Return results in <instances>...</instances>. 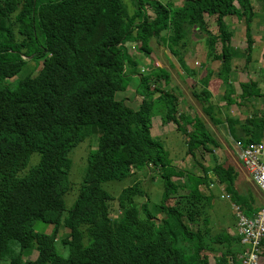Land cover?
<instances>
[{"label":"trees","instance_id":"obj_1","mask_svg":"<svg viewBox=\"0 0 264 264\" xmlns=\"http://www.w3.org/2000/svg\"><path fill=\"white\" fill-rule=\"evenodd\" d=\"M131 3L133 11L124 0H0V264H207L204 252L212 249L218 251L214 264H229V258L239 264L240 237L216 230L210 219L215 194L207 170L185 171L183 181L173 180L169 153L151 135L155 102L161 105L158 120L182 132L192 157L199 149L219 147L208 124L198 114L179 120L178 98L152 85L167 77L163 72L138 75L135 91L142 100L136 109L115 94L133 77L124 43L142 41L140 49L149 53L154 37L164 41L186 74L199 76L191 94L212 124L226 122L230 136L244 145L259 141L264 103L259 115L244 120L223 112L208 89L215 72L206 67L200 76L184 63L189 37L199 33L206 57L219 64L215 75L224 86L227 110L264 97L248 80L240 83L238 101L230 82L233 54L223 18L244 20L250 51L253 6L250 0H184L181 7L161 0ZM203 13L216 15L217 35L207 29ZM31 57L41 61L38 72L10 83ZM90 135L97 137V148L87 156L77 196L64 214L71 188L69 153ZM34 153L38 158L30 163ZM144 169L158 172L163 183L161 201L151 206L142 180L121 189L117 198L102 186ZM212 172L246 215L261 208L250 192L237 191L233 165L216 161ZM115 199L118 219L110 215ZM37 220L52 225V231L35 230ZM60 226L68 231L63 238H58ZM28 250L36 257L25 258Z\"/></svg>","mask_w":264,"mask_h":264},{"label":"rangeland","instance_id":"obj_2","mask_svg":"<svg viewBox=\"0 0 264 264\" xmlns=\"http://www.w3.org/2000/svg\"><path fill=\"white\" fill-rule=\"evenodd\" d=\"M124 2L127 4L128 10L133 11L134 6L131 3V0H124ZM207 17V16H206ZM207 26L213 27L215 29V22L211 18H207V21H205ZM235 37L236 39L240 38V35H243L245 40L244 33L238 34V31H235ZM189 45L194 44L193 38L189 37ZM202 43V42H201ZM197 45L196 48L199 49V47L203 44ZM238 46V45H237ZM148 47L150 50H152L153 55H148L144 53L142 50H140L139 46L134 45L130 42L124 43V50L126 52V57L130 60L136 61L137 65L135 70L137 72H140V70L143 68V74H153L151 72H158L160 71V67L156 66L154 64V58H159L160 61L164 62L166 64L167 59L164 51L166 53H169L168 48L166 47V44L162 40H158L154 37L150 38L148 42ZM147 56H146V55ZM154 56V57H153ZM27 65L24 67L23 71H21L16 77H13L9 79V82L12 83L17 78L25 75V74H32L35 75L40 66L41 61L38 60H32L31 58L27 59ZM245 60V51L244 53H239L235 57V67L233 68V77H231L232 82L234 85L238 88V83L240 80L246 78L249 73H251L254 69H256L255 64L248 62L247 64H244ZM158 61V60H155ZM206 62V61H205ZM174 65V64H173ZM204 66V65H203ZM219 66V64H214V69H216ZM196 67H199V65H196ZM202 68V67H199ZM146 69V70H145ZM167 69H169L170 74L169 80L165 82L164 80H158L156 83H152V85H156L161 90H166L172 94H174L180 101L181 104L178 107L179 108V116L181 119L184 118V116L187 114L190 115H200L205 122L208 124L210 130L213 132L216 139L219 141V147L215 148L214 151H204L202 149H199L196 151V156L192 157L191 155H188L186 153V145L183 141V134L182 132L176 130H165L168 129V127H161V125L158 123V126L154 127L152 129V133L155 135H152L156 138L157 141L161 142L164 148L169 153L170 161V167L168 170L169 173H171V176L173 180H176L178 182H181L185 179V171H193L196 174H202L203 170H207L208 176L210 179H212L215 175L212 172V167L214 163L217 161L220 164L227 166V165H233L236 170L238 171V176L236 178V189L239 193L246 195L247 193H258L260 194V190L256 187V185L250 180V178L247 176L245 170L241 168V163L238 158V147L235 146L234 143L231 142V139L229 135L227 134V130L225 127H223L221 124L214 125L211 123V121L208 119V117L204 114L202 111V108L199 104V102L192 96L191 94V87L195 83H188L187 80H185L183 74H180L174 67H170L167 65ZM203 69H199V71H202ZM131 74V69L128 71ZM172 73V74H171ZM152 82V81H151ZM261 85L264 88V72L262 71V76L260 78ZM217 83H220L217 80ZM138 84V75L135 74L131 80L128 81V85L125 90L116 92L115 96L118 100H125L132 108L136 109L138 107V104L142 100V96L136 93L135 87ZM221 86V84H219ZM218 84L215 86L216 88H213L214 92L221 91V87H218ZM157 95V94H155ZM216 102L219 104V101L222 100L220 93L215 95ZM264 102V99L261 98H254L253 101H250L249 103H244L243 105H240L238 103L231 106V114L237 116L241 120H244L246 116L248 115H257L261 113L262 104ZM154 112L156 115H154V122H157L159 120L158 116L160 115L161 111V105L158 103H154ZM218 107H220L218 105ZM159 113V114H158ZM163 126V125H162ZM171 127V125L169 126ZM173 127V125H172ZM186 128L190 129L191 126L187 125ZM162 131V132H161ZM159 133V134H158ZM97 148V137L95 135H90L86 137L82 142H80L76 147H74L70 153L69 158L72 161V167L69 172V179H70V190L65 195V212L67 213L69 208L73 205L75 198L78 193V188L82 180V176L85 170L86 166V159L87 156L91 151H94ZM213 154H215L217 157L214 159ZM38 158V154L34 153L30 159V163H34ZM142 180L143 182V188L148 192L150 197L149 205L152 203H158L162 199V193H163V183L159 176V173L155 170L148 171V169H144L141 171H135L133 176H129L127 178H124L122 180L118 181H108L103 182L102 186L108 190L115 198L118 197V194L120 193L121 189L127 187L130 185L134 180ZM210 188H214V194L215 198L212 204V207L210 209V219L212 220L214 227L216 230H221L226 228L227 231L232 230L234 231V227H232V223L235 222V214L230 206V202L228 200H223L219 196V190L214 186L212 187L210 185ZM202 189L206 191L207 193L209 190L206 188ZM257 194V196H258ZM259 203L262 205L263 203V196L259 197ZM138 201H141L142 199L140 197L137 198ZM151 206V205H150ZM110 215L116 219L120 217V212L117 207L116 199L110 202ZM160 217V215H158ZM34 228L37 231L40 232H46L50 233L52 231V225L43 223L39 220H37L34 224ZM68 231L63 226H60L59 232H58V238H63L67 235ZM56 248L58 252L66 256L67 255V249L63 248L59 242L56 243ZM261 257L259 260V264H264V243L261 248ZM218 254V251L215 249L212 250H206L204 252V257L207 260V264H214L215 258ZM37 255V252L35 250H28L25 251V258L27 259H33ZM1 264H7V261H2Z\"/></svg>","mask_w":264,"mask_h":264},{"label":"crops","instance_id":"obj_3","mask_svg":"<svg viewBox=\"0 0 264 264\" xmlns=\"http://www.w3.org/2000/svg\"><path fill=\"white\" fill-rule=\"evenodd\" d=\"M161 1L163 3L171 2L174 7H181L184 4L183 3L184 0H161ZM250 2L252 4V6H253V18H252V21H251V24H250V34H251V39H252V48H251L250 51H248V49H247L246 24H245L244 20L243 19H239L235 15H227V16H225L223 18V21L226 24V28H227V30H228V32L230 34L229 47H230L231 52L233 54V58H232V66L233 67H232V71H231V74H230V82L232 83V85L234 87V90H235V94H234L233 97L236 100H238V101H240V100L238 99L237 95L241 92V90H240V83H242V82H246L248 80H253L254 82L257 83V86L260 88L261 91L264 90V88H263V86L261 85V82H260V78L262 76V71L264 72V0H250ZM146 13H147V15H150V16L152 15V12H151V10H150V8L148 6H146ZM207 18H211L213 20V22H215V25H214L215 26V29H213V27H210V26H207L206 25L207 29L210 30L213 34L217 35L218 34V28H217V25H216V15H208L207 13H203L204 22L207 21ZM236 30L238 31V34L239 35L242 34V33H244L245 40H244L243 35H240V38L236 39V37H235V34H236L235 31ZM192 38H193L194 44H193V46L192 45H189V49L186 52V54L184 55V63H185V65L188 68H190V69H192L194 71H198L199 74H200V76L206 72V70H205L206 67L216 73V69H214V64L215 63L209 61V59L206 57V54H205L206 53V43H205V39H204L203 35H201L199 33H196V34H194L192 36ZM128 42L132 43L134 45V48H135V45L136 46H139V48H140V46L143 43L142 41H128ZM198 44H200V45L203 44V45H202V47L199 45L200 47L198 49V48H196ZM219 49H220V45H218V50ZM140 50H142V49H140ZM168 51H169V49H168ZM244 51H245L244 64H247L248 62H250V64L252 65V63H253V64H255L256 69H254L251 73H249V75L246 78L240 80V82L238 83L239 87L237 88L234 85V83L232 82L231 77H233V75H232L233 68L235 67V64H236L235 57L239 53H242L243 54ZM143 52L146 53L145 51H143ZM164 53L167 56L166 57V59H167L166 64H164V62L160 61L159 58H156V57L154 58V64L156 66L160 67V71L159 72H163V73H165V75L167 74V77H161L160 80L162 79L165 82H167L169 80V76L168 75L170 74V72H169L170 70L167 69V65H168L170 67H174L180 74H183L185 80H187L188 83H192V82L197 83V80H198V77L199 76L192 77V76L186 74L183 71V69L180 66V64L177 61V59L170 53V51H169V53H166V51H164ZM146 54H148L149 56L150 55H153L152 54V50H150V48H149V53H146ZM155 60H158V61H155ZM136 65H137L136 61L130 60L129 67H128V71H129V69H131V75L132 76H134L135 74H137V75L143 74L142 73L143 72V68L140 70V72H137V70H135V68H133V67H136ZM196 65H199V67H202L203 65L204 66L202 68H199V67H196ZM199 69H203V70L202 71H199ZM151 73H153V72H151ZM215 73H214V76H212L210 78V80H209L208 89L212 93V95L215 98V100H216L215 95L217 93L218 94L220 93V95H221L222 100L219 101V104H217L216 106L218 107V105H219L220 106L219 108L223 112L230 111L231 110V106L234 105V104H232L229 107L228 110L225 108V106H224L225 105V100L222 97V94L224 92V86L221 83V81L216 77ZM148 75H150V74H148ZM217 80L220 83H217ZM157 81H153L152 80V83L153 82L156 83ZM217 84H218L217 88L218 87H221V89H220L221 91H219V92L216 93V92H214L213 88H216L215 86ZM219 84H221V86ZM153 86H156V85H153ZM260 98L261 99H264V97H260ZM251 101H253V100H251ZM249 102H245L244 101V103H249ZM178 103H179L178 104V107H179L180 104H181V101L179 99H178ZM262 107H263V104H262ZM261 111H262V108H261ZM177 116H178L179 120H181L180 119V116H179V108H178ZM248 116H250V115H248ZM158 123L161 125V127H165V126L168 127V129L166 128V129H164V131L165 130H171V129L172 130H176L177 129L176 126L173 125L172 123L162 124L160 121H157V122H153V125L151 127V134L152 135H155V134L152 133V129L155 126L157 127L158 126ZM170 125H171V127H169ZM172 125H173V127H172ZM216 125H218V124H216ZM221 125L226 128L227 134L229 135V137L231 139V142L233 141L232 143H234V145L237 144V142H239V141L234 140L230 136V134L228 132V129L226 127V122H224ZM263 139H264V131H263L262 137L257 142H260ZM238 158H239V154H238ZM170 161H171V159H170ZM239 161H240V158H239ZM240 163H241V161H240ZM240 166H241V168H243L242 165H240ZM257 194L256 193H252V196L256 199L257 203L260 204L259 203V200H260L259 197H261L262 193L260 192V194H258V196H257ZM234 223H232V227H234ZM231 231L232 230H230V232ZM233 232H231V233H233Z\"/></svg>","mask_w":264,"mask_h":264},{"label":"built area","instance_id":"obj_4","mask_svg":"<svg viewBox=\"0 0 264 264\" xmlns=\"http://www.w3.org/2000/svg\"><path fill=\"white\" fill-rule=\"evenodd\" d=\"M236 145L242 167L263 195L261 208L254 215L248 216L240 204L233 200L225 185L218 182L216 176L212 178L210 185L217 187L219 196L230 202L235 214L234 233L244 245V250L236 256L239 264H259L264 243V139L246 145L237 142Z\"/></svg>","mask_w":264,"mask_h":264},{"label":"water","instance_id":"obj_5","mask_svg":"<svg viewBox=\"0 0 264 264\" xmlns=\"http://www.w3.org/2000/svg\"><path fill=\"white\" fill-rule=\"evenodd\" d=\"M229 264H232V263H231V258H229Z\"/></svg>","mask_w":264,"mask_h":264}]
</instances>
